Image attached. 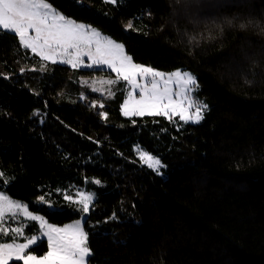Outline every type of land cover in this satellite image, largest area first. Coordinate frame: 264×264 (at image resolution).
Segmentation results:
<instances>
[{
    "label": "trees",
    "instance_id": "1",
    "mask_svg": "<svg viewBox=\"0 0 264 264\" xmlns=\"http://www.w3.org/2000/svg\"><path fill=\"white\" fill-rule=\"evenodd\" d=\"M49 2L123 43L137 63L193 71L208 109L185 124L126 117L123 94H89L102 108L69 101L73 76L102 71L45 62L0 32V191L64 224L83 212L36 200L73 183L94 189L91 264H264V0ZM132 20L140 30L125 28ZM137 144L162 160L163 174L142 163Z\"/></svg>",
    "mask_w": 264,
    "mask_h": 264
},
{
    "label": "snow or ice",
    "instance_id": "2",
    "mask_svg": "<svg viewBox=\"0 0 264 264\" xmlns=\"http://www.w3.org/2000/svg\"><path fill=\"white\" fill-rule=\"evenodd\" d=\"M79 2V0H78ZM116 4L118 0H108ZM131 27V24L128 25ZM245 25L241 24L243 28ZM0 32L15 34L21 46L30 49L44 60L70 64L73 68L83 64L82 57L88 56L93 65H107L115 71L119 78L127 81L133 86V90L140 89L141 96L136 100L129 95L128 101L124 103V115H163L169 117V110L180 115L185 122L199 123L203 117L206 104H196L187 93L198 87L197 81L191 73L176 71L165 77V74L136 64L132 58L124 54V47L112 41L110 38L102 37L101 33L91 25L77 23L75 20L65 17L49 0H0ZM34 32V35L30 34ZM150 78L149 84L137 82V77ZM159 78V79H157ZM175 80L180 84L178 95L181 100L177 103L173 100L172 90L168 87ZM109 84L116 81H108ZM162 86V87H161ZM189 86H192L191 88ZM187 102V107L183 104ZM102 108L103 105L101 104ZM195 108V112L188 114V109ZM107 118V113H101ZM141 159L149 167L158 169L161 162L147 152L141 151ZM4 174L0 172V177ZM99 184L100 181L96 180ZM7 183V181H5ZM43 197L40 198L43 201ZM93 199L92 194H80L79 203L81 211L87 213L89 204ZM21 206L14 203L6 195L0 193V223L5 220V213L11 212L15 217L13 209ZM24 213L31 220H39L42 227L47 228L41 237L30 236L24 243H16L17 235H22V229H13L12 242L2 240L9 229L0 227V264H9L10 261L22 262V264H88L91 257V249L87 246L88 236L77 221L75 226L66 228H54L46 224L42 217L32 215L27 206H23ZM49 246V251L43 256H36L28 251L38 241H44Z\"/></svg>",
    "mask_w": 264,
    "mask_h": 264
},
{
    "label": "rangeland",
    "instance_id": "3",
    "mask_svg": "<svg viewBox=\"0 0 264 264\" xmlns=\"http://www.w3.org/2000/svg\"><path fill=\"white\" fill-rule=\"evenodd\" d=\"M65 17H67V16H65ZM67 18H70V17H67ZM70 19H73V18H70ZM73 20H75V19H73ZM75 21L77 23H83L85 25H90V24L85 23L83 21H78V20H75ZM129 24H131V27L128 26ZM141 25L142 24L140 22H135V20H132L125 26V28L127 30H140ZM92 27L95 28L96 30H98L101 33L102 37L110 38L112 41L123 45L124 54L130 56L127 53L123 43H121V42L113 39L112 37L104 34L97 27H95V26H92ZM30 34L34 35V32H32ZM37 56H39V55H37ZM40 58L43 61H45V62L53 63L51 60H44L42 57H40ZM82 60H83V64L75 67L74 69H77V70H99V71H102V72L100 74L87 75V76H79V75L73 76V78H72L73 83L79 89L77 90V89L69 88V89H67V91H65V96L68 98L69 101L72 98L73 99H77V100L81 99L82 101L86 100L88 103H93L98 108H101L100 107L101 104L104 106V100H95V101H93L88 96L89 94H95V95H98L100 97H106V98H110V99H114L119 94H123L124 100H123L122 105H121V111H122V113L124 115L122 106L124 105V103L126 101H128L129 95L130 94L133 95L136 100L140 99V96H141L140 89L136 88L135 90H133V86L130 83H128L127 81H124L121 78H119L117 73L115 71H113L112 69H110L107 65H93L92 67H86V65L92 63L91 59L88 56H83ZM132 61L134 63H136V64L143 65L145 67H150L148 65L135 62L133 60V58H132ZM56 64L68 65V66L72 67L70 64L61 63L59 61V58H57ZM152 69L164 73L165 77H167L169 74L174 73V72H176L178 70L181 71L182 73L183 72L191 73L192 76H194L196 81H197V75L193 71H191L190 69H188L186 67H180V68L174 69L172 71H163V70H159V69H155V68H152ZM157 79H159V78H157ZM110 80L111 81H116V83L109 84L108 81H110ZM137 82L141 83V84L147 83V84H149V87L151 86L150 85V78L146 79V78L138 76L137 77ZM197 84H198V81H197ZM168 87L172 90L173 100L178 103L181 100V97L178 95V93L180 92V84L176 83L175 80H173V82L170 83L168 85ZM189 87L191 88L192 86H189ZM197 91H198V87H196L194 91L188 92L187 95L190 98H192L194 103H196V104H206L204 102V100H202V99H200L198 97ZM183 107L184 108L187 107V102L186 101L183 104ZM207 109H208V106H207ZM207 109L203 110V112H202L204 118H205V114H206ZM194 112H195V108L194 107L188 109V114L189 115L193 114ZM124 116L133 117V116H144V115H124ZM169 116L170 117L171 116H173V117L178 116L180 118V115H176L175 113L171 112L170 110H169ZM204 118L200 122H202L204 120ZM180 120L183 123H185V124H187V123L198 124V123H195V122H192V121L185 122V120H182L181 118H180ZM135 150H136V153H137V156L139 157V159L142 161L143 164H145L147 166H148V164L145 163L144 160L141 159V155H140L141 151L147 152V153L151 154L153 157L158 158L160 160V162H161V164L158 167V169H154V168L149 167V166L148 167L153 169V170H155L156 172H158L160 174H163V168L165 167V164L162 162V160L158 156L154 155L153 153L148 151L145 147H143L140 144H137L135 146ZM94 179H95V181L99 180V178H94ZM71 186H72V188L56 190L55 193L49 192L46 195L40 196L36 200V203L38 205H46L50 209H53V210H58V209H62L64 207H69V206L80 210L81 207H82L81 204L79 203L80 194L81 193H83L85 195L92 194L93 195V199H92V201L89 204V211L87 213L83 212V215H82L81 218L75 219L73 221H69V222L64 223V224H58V223L50 222L46 218V216L44 214L32 210L31 207H30V204L28 202L20 200V199H15V198L11 197L6 191L1 190L0 193L6 195L14 203L19 204L21 206L19 209H13V212H15V217H13L11 212L5 213V220L3 221V223H0V227L7 228V229H9V231H8L7 235L2 236V240L6 241L8 243H11L12 242L11 238L13 236L12 230L16 229L17 227L22 229V233L23 234L16 236V239H15L16 243H24V242H26V238L30 237V236L41 237L43 235V233L45 231H47V228L41 226L39 220L33 221L27 215H25L23 206H27L28 211L32 215H36V216L42 217L47 225H49L51 227H54V228H66V227H69V226H75L77 221H79L81 227L83 228L84 232L88 236L87 246L89 247V231L86 228V221H87L88 217L90 216L91 212L94 210V208L96 206V201L98 199V195H97V193H96V191L94 189H88V188H86V186L78 185L76 183H73ZM41 197L44 198L43 201L40 200ZM93 230L97 232V231L104 230V229H102V225L100 224V222H95V223H93ZM112 233H114L115 236L117 238H120V239H124L125 238V234H126L125 232H123L122 229L121 230H117V227H114L112 229ZM45 240H46V238H45ZM41 242L42 241H38V244H40ZM34 246H36V245H34ZM30 249L28 251H31ZM33 254H35V253H33ZM45 254H43V255H45ZM35 255L38 256V257L39 256H43V255H37V254H35ZM11 262H13V261H10L9 264ZM88 264H91L89 262V260H88Z\"/></svg>",
    "mask_w": 264,
    "mask_h": 264
}]
</instances>
